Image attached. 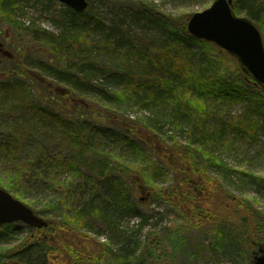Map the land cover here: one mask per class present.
Instances as JSON below:
<instances>
[{
    "label": "rangeland",
    "instance_id": "rangeland-1",
    "mask_svg": "<svg viewBox=\"0 0 264 264\" xmlns=\"http://www.w3.org/2000/svg\"><path fill=\"white\" fill-rule=\"evenodd\" d=\"M213 1L123 0L114 7L109 0H90L89 9L95 19L87 23L79 20L75 24L76 28L89 31L92 40L105 43L109 54L101 55L100 60L122 66L126 71L135 94L133 99L115 104L126 105L120 112L137 119L140 126L146 119L158 121L156 136L145 137L149 150L114 143L108 138L99 141L103 154H112L129 171L133 191L130 200L137 202L146 218L143 221L138 214L120 217L118 229L125 237L121 244L108 229L87 227L86 235L91 240L101 244L113 242L121 248L119 253L124 260L119 264H251L264 246V125L257 127L240 119L245 110L255 113L252 110L255 105L212 97L204 105L207 109L202 111L205 120L198 124L177 119L171 104L161 101L143 104L145 99L150 103L151 87L168 77H176L180 89L187 83L193 84L198 76L210 78L216 74L239 84L238 64L234 59L226 53L222 55L214 45L209 48L196 44L183 33L190 16L209 8ZM232 3L235 14L251 19L264 41L263 3L254 12L256 18L247 15L254 0H232ZM17 4L15 19L19 25L34 24L55 34L64 29L65 22L59 19L65 14L63 4L52 0H17ZM149 10L161 12L171 22H164ZM23 36L22 31L0 23V58L8 57L9 42L15 40L23 46ZM89 78L107 89H117L119 85L102 73H91ZM247 85L246 90L252 96L264 101L259 88ZM10 100L7 97L0 105H9ZM100 104L106 106V102ZM254 119L260 122L259 117ZM48 136L57 139L53 134ZM198 147L209 152L210 157L201 158ZM27 155L29 152L22 154ZM18 172L16 167H10L0 174L3 179L0 187L35 212L46 211L50 201L59 199L57 190L42 192L24 184ZM70 178L68 173L60 176L62 181ZM237 201L248 203L247 210L239 212H245L244 217L251 219L254 228L248 236L252 241L249 260L244 255L235 257L234 261L221 251L211 250L215 243L213 235H200L204 227L200 223L206 224L214 214L230 216L236 212ZM54 209L57 216L52 210L39 216L46 220L57 217L58 221L64 210ZM229 222L232 226L242 225L239 219ZM4 226L10 227L0 234V264H15L19 261L16 254L31 244L30 237H35L36 232L21 223L0 226V232ZM72 235L71 240L75 238ZM108 262L105 260L104 264Z\"/></svg>",
    "mask_w": 264,
    "mask_h": 264
},
{
    "label": "trees",
    "instance_id": "trees-1",
    "mask_svg": "<svg viewBox=\"0 0 264 264\" xmlns=\"http://www.w3.org/2000/svg\"><path fill=\"white\" fill-rule=\"evenodd\" d=\"M109 1L118 7L123 0ZM254 1L247 15L256 18L254 12L260 3L264 6V1ZM89 7L82 14L65 9V14L59 18L65 22L64 29L55 34L34 24L28 27L19 25L15 19L17 0H0V23L24 34L21 37L23 46L15 40L9 42L8 57L0 58V103L11 98V105H0V174L16 167L18 178L31 188L42 192L57 190L59 199L50 201L46 211L52 210L57 216L54 208L64 210L60 220L56 221L57 217L50 219L47 228L33 230L35 237L31 235V244L16 254L19 261L15 264H104L105 260H109L108 264H119L124 260L119 253L121 248L113 242L101 244L91 240L86 235L87 227L94 225L108 229L121 244L125 237L118 224L123 214H138L146 221L137 202L130 200L133 191L129 171L112 154L104 155L99 141L108 138L114 143L149 150L145 137L156 136L158 121L146 119L141 123L142 127L137 119L120 112L126 105H115L133 99L135 92L122 66L99 61L101 55L109 54L105 43L92 40L89 31L83 27H71L79 20L87 23L95 19ZM150 13L163 18L164 22H171L170 17L159 11ZM262 22L264 33V19ZM183 33L196 44L213 47L194 40L184 28ZM236 67L239 84L216 74L210 78L198 76L193 84L187 83L184 89H180V81L168 77L151 87L150 103L144 98L143 104L146 106L156 101L171 104L177 119L199 124L205 120L202 111L207 109L204 105L208 99L242 100L255 105L252 108L255 113L245 110L240 119L263 127L264 101L246 90L247 84L253 83L244 77L238 65ZM91 73L106 74L118 81L117 89H107L100 82L93 83L89 78ZM259 93L264 97L263 90L260 89ZM101 102H106L104 108ZM194 110L200 115L193 116ZM255 116L260 122L253 120ZM49 134L57 139H50ZM24 152L29 155L22 156ZM197 152L203 159L205 155H211L200 147ZM67 173L71 178L62 181L60 176ZM0 184H3L1 178ZM234 207L236 212L230 216L214 214L206 224L200 223L204 226L200 235H213L215 243L211 250L221 251L233 260L244 255L245 260H249L252 241L248 236L254 228H251V219L244 217L245 212H239L247 210L248 203L237 201ZM237 219L242 222L241 226L227 224L229 220ZM9 227L4 226L0 234ZM71 235L75 236L73 240Z\"/></svg>",
    "mask_w": 264,
    "mask_h": 264
},
{
    "label": "water",
    "instance_id": "water-1",
    "mask_svg": "<svg viewBox=\"0 0 264 264\" xmlns=\"http://www.w3.org/2000/svg\"><path fill=\"white\" fill-rule=\"evenodd\" d=\"M77 13L86 10L87 0H54ZM232 0H215L206 10L195 13L187 24L188 33L198 40L214 43L232 56L242 73L264 90V45L255 24L238 17L231 8ZM21 222L31 228L41 229L48 222L30 208L14 199L0 188V225ZM255 256L253 264H264V248Z\"/></svg>",
    "mask_w": 264,
    "mask_h": 264
},
{
    "label": "bare ground",
    "instance_id": "bare-ground-1",
    "mask_svg": "<svg viewBox=\"0 0 264 264\" xmlns=\"http://www.w3.org/2000/svg\"><path fill=\"white\" fill-rule=\"evenodd\" d=\"M64 5V4H63ZM88 6L89 5H87V8H88ZM64 7H65V9H70V8H68L66 5H64ZM86 8V9H87ZM70 10H72V9H70ZM73 11V10H72ZM73 12H75V11H73ZM85 12V11H84ZM84 12H82V13H84ZM75 13H77V12H75ZM82 13H77V14H82ZM77 22H74L73 23V25H71V27L73 28V29H77L76 28V26H75V24H76ZM99 61H102V62H104L103 60H99ZM106 63V62H105ZM107 65H110V63H106ZM113 66V65H112ZM4 102V101H3ZM9 105H11V100L9 101ZM192 115L193 116H199L200 115V112L198 111V110H194L193 112H192ZM195 126H197V125H194V128H196ZM228 226V225H227ZM227 228V227H226Z\"/></svg>",
    "mask_w": 264,
    "mask_h": 264
}]
</instances>
